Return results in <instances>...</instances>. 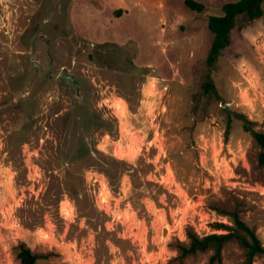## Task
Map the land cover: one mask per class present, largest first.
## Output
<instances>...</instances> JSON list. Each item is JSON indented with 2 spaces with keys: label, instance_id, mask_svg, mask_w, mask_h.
I'll use <instances>...</instances> for the list:
<instances>
[{
  "label": "rangeland",
  "instance_id": "1",
  "mask_svg": "<svg viewBox=\"0 0 264 264\" xmlns=\"http://www.w3.org/2000/svg\"><path fill=\"white\" fill-rule=\"evenodd\" d=\"M185 1L0 0V264H19L20 243L37 264H210L212 251L178 246L189 230L227 232L231 211L264 246V165L234 118L264 132V1L211 69L208 19L238 0ZM62 150L85 168L74 185L105 216L97 232L59 193ZM96 151L129 163L135 183L124 174L112 191ZM213 264H245V251L228 242Z\"/></svg>",
  "mask_w": 264,
  "mask_h": 264
},
{
  "label": "trees",
  "instance_id": "2",
  "mask_svg": "<svg viewBox=\"0 0 264 264\" xmlns=\"http://www.w3.org/2000/svg\"><path fill=\"white\" fill-rule=\"evenodd\" d=\"M264 0H238L233 3H227L222 6L223 14L221 16H210L207 22V29L212 36L210 49L205 59V66L208 69L214 67L216 61L221 55L222 51L230 45V33L236 26V19L239 16H245L249 21L260 19L263 15L262 2ZM185 5L193 11L201 12L204 6L193 0H186ZM205 94H211L217 97V92L214 84L206 80L203 85ZM236 120L242 123V128L249 133L253 139L254 144L260 150L259 162L264 165V132L254 129L255 123L250 121L243 114H236ZM231 118L227 122V132L229 131ZM70 156L69 151L65 150L59 155L61 162L65 165V178L63 180L64 187L59 188V193L68 194L76 212V222L80 219L86 220V225L93 231L97 232L98 228L104 224V214L100 212L94 205L91 196L79 180L76 185L74 181L76 178L82 177L85 168L78 161V153L72 152ZM81 155L88 157V152L83 150ZM95 167L108 180V184L112 191H115L116 185L124 174H129L132 166L112 156L105 155L102 152L96 151ZM60 162V163H61ZM58 167V164H57ZM132 176V183H135L134 175ZM60 198H55V205ZM31 210H29V213ZM231 219L232 226L226 228L227 232L221 234H209L205 236H198L194 231L189 230L186 233L188 240L187 245H179L178 250L181 257L196 254L198 252L212 251L209 263L219 262L224 246L231 241H236L245 251V264H251L257 255L264 256V246L258 239L255 232L249 228L243 220L239 217L238 212H224ZM36 216H32V219ZM31 221V220H30ZM24 225L30 228H35L41 225V222L32 220V222H23ZM44 257L35 254L24 243H20L17 247L16 259L19 264H37V260ZM54 264V263H47Z\"/></svg>",
  "mask_w": 264,
  "mask_h": 264
},
{
  "label": "water",
  "instance_id": "3",
  "mask_svg": "<svg viewBox=\"0 0 264 264\" xmlns=\"http://www.w3.org/2000/svg\"><path fill=\"white\" fill-rule=\"evenodd\" d=\"M59 77L65 78L66 80H68L69 82H71L75 86L76 92L78 93V83L75 80V78L68 73V70L62 69L61 72L59 73ZM223 107L224 108H227L226 105H223Z\"/></svg>",
  "mask_w": 264,
  "mask_h": 264
},
{
  "label": "crops",
  "instance_id": "4",
  "mask_svg": "<svg viewBox=\"0 0 264 264\" xmlns=\"http://www.w3.org/2000/svg\"><path fill=\"white\" fill-rule=\"evenodd\" d=\"M193 1L202 3V2H204L205 0H193ZM223 2H225V3H223ZM223 2H222L223 4H227L226 1H223Z\"/></svg>",
  "mask_w": 264,
  "mask_h": 264
},
{
  "label": "bare ground",
  "instance_id": "5",
  "mask_svg": "<svg viewBox=\"0 0 264 264\" xmlns=\"http://www.w3.org/2000/svg\"><path fill=\"white\" fill-rule=\"evenodd\" d=\"M118 108H119V110H120L121 113L124 112V107L123 106L120 105V106H118Z\"/></svg>",
  "mask_w": 264,
  "mask_h": 264
}]
</instances>
